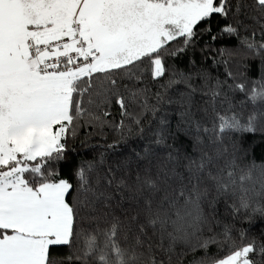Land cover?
I'll return each instance as SVG.
<instances>
[{"label":"snow or ice","instance_id":"1","mask_svg":"<svg viewBox=\"0 0 264 264\" xmlns=\"http://www.w3.org/2000/svg\"><path fill=\"white\" fill-rule=\"evenodd\" d=\"M205 35L223 71L174 67ZM89 128L140 147L73 165ZM257 133L264 0H0V264H264Z\"/></svg>","mask_w":264,"mask_h":264},{"label":"trees","instance_id":"2","mask_svg":"<svg viewBox=\"0 0 264 264\" xmlns=\"http://www.w3.org/2000/svg\"><path fill=\"white\" fill-rule=\"evenodd\" d=\"M212 26L213 34H215L221 26L218 18L213 19ZM235 44L236 41L231 39L213 42L210 36L205 35L197 41L194 48L189 49L185 55L171 61V63L181 71H187L193 65L198 68H215L216 71L213 72V75H218L223 71V66L220 65L217 67L212 63V57H215L216 60L221 59L215 50L221 47H233ZM205 45L208 47H205ZM205 56H208L207 60H205ZM260 71L259 61L250 62L249 76L256 77ZM89 133L92 134L89 135ZM117 141L119 142L117 143ZM113 144L115 146L110 148L109 145ZM140 144L141 142L135 133L128 135L125 140H119V133L111 128H104L102 134L100 131L91 128L81 129L77 138L69 144L70 149L74 150L70 159H72L73 165H75L79 161L99 160L101 154H103L107 163H111L112 161L129 157L132 149H138ZM244 147L250 150L249 161H254L257 164L264 163V134L257 133L246 136ZM219 212L220 215L217 219H220L222 224L231 222V218L225 211L223 204L219 206ZM234 227L237 232L240 230L247 231L249 239L255 238L257 241H264V218L257 216L249 221L241 216L238 218ZM237 242H239L238 238ZM216 251V246H212L209 249V254H215ZM187 259H191V257L189 256ZM185 264H187V260Z\"/></svg>","mask_w":264,"mask_h":264}]
</instances>
